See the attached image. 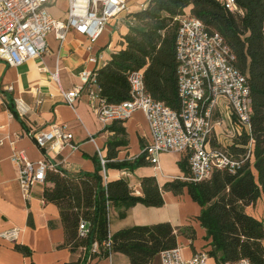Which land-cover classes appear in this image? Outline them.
I'll use <instances>...</instances> for the list:
<instances>
[{"label":"trees","instance_id":"trees-1","mask_svg":"<svg viewBox=\"0 0 264 264\" xmlns=\"http://www.w3.org/2000/svg\"><path fill=\"white\" fill-rule=\"evenodd\" d=\"M235 1L237 9L229 11L219 0H147L139 9L126 14L129 22L117 40V48L94 71L100 96L107 103L129 98L128 75L141 69L145 91L154 100L177 109V16L188 12L197 17L208 32L222 37L234 56L232 63L247 78L252 106V161H246L234 172L213 168L207 178L199 181L173 177L161 186L155 176L145 175L140 177L141 194H136L125 178H104L103 168L133 169L150 163L141 153L130 161L116 159L118 147L126 144V132L122 121H112L114 125L105 127L112 133L106 139L103 165L95 153L92 171L73 174L57 167L45 173L43 197L58 206L64 229L61 245L77 252L74 259L60 264H89L92 258H103L114 251L125 254L130 264H150L156 253L177 245L178 234L193 239L195 229L191 225L174 227L169 221L109 230L111 207L117 208L119 217H124L128 207L136 203L160 206L163 190L179 194L184 187L200 205L195 219L205 229V239H209L207 252L216 264L240 258L264 264V220L245 211L264 192V0ZM246 141L243 135L229 145L230 151L236 155L243 153ZM178 165L186 175L185 156L178 160ZM81 220L88 226L85 235L78 230ZM94 242L97 246L93 249ZM14 247L23 254L30 253L21 244Z\"/></svg>","mask_w":264,"mask_h":264},{"label":"built area","instance_id":"built-area-1","mask_svg":"<svg viewBox=\"0 0 264 264\" xmlns=\"http://www.w3.org/2000/svg\"><path fill=\"white\" fill-rule=\"evenodd\" d=\"M50 1L0 0V59L9 65H17L40 56L46 49L45 37L49 31L61 40L68 30L73 29L93 43L109 19L128 9L130 0H67L63 19L50 13ZM219 1L229 11L237 9L235 0ZM177 19V109L154 100L145 91L141 69L129 73L130 97L120 102L104 101L95 71L87 68L78 73L80 84L63 91L62 96L70 103L74 97L84 95L103 124L124 121L133 111L141 110L148 125L149 138L140 153L156 166L163 152L184 154L188 172L182 178L199 181L207 178L213 168L234 172L246 161H252L250 87L245 74L232 63L234 56L218 33L208 32L202 21L188 12L180 14ZM90 59L97 61L96 55ZM5 88L10 90L12 87L8 85ZM220 134L226 135L229 142L221 143ZM242 135L247 141L243 153L236 155L230 151L229 145ZM33 138L45 153L49 148L64 144L76 148L65 123H52L47 130L35 131ZM99 157L103 165V156ZM10 159L16 166L17 181L24 197L33 185L43 183L48 169H57L45 158L32 161L16 149H13ZM78 230L80 235L88 232L86 221L79 222ZM18 232L17 226H11L0 231V237L14 242ZM96 246L94 242L92 248ZM159 253L161 264H210L206 249L185 257L177 244ZM222 264L257 263L240 258Z\"/></svg>","mask_w":264,"mask_h":264},{"label":"crops","instance_id":"crops-1","mask_svg":"<svg viewBox=\"0 0 264 264\" xmlns=\"http://www.w3.org/2000/svg\"><path fill=\"white\" fill-rule=\"evenodd\" d=\"M146 1L129 3L126 13L139 9ZM51 6L59 7L61 11L52 13ZM66 8L67 0L49 2V11L56 18L63 19ZM126 13L109 19L93 43L73 29L68 30L61 40L53 31H49L45 37L46 49L40 56L17 65H9L0 59V231L11 226L19 228L14 242L0 237V264H60L77 256V252H71L61 245L64 229L59 209L55 203L44 199L43 183L33 185L24 197L10 155L16 149L29 160L45 158L73 174L94 169L92 155L106 154V139L112 132L105 127L114 124L112 121L106 124L100 122L84 95L74 97L68 103L62 92L80 84L78 73L81 69L95 70L110 58L111 52L117 48L119 36L126 31ZM92 55H96L97 61L90 59ZM8 85L12 87L10 90L5 88ZM52 123L66 124L76 148L64 144L49 148L45 153L36 145L33 133L49 129ZM121 123L126 132V144L118 147L116 159L130 161L140 154L142 145L148 141V125L141 110L133 111ZM219 138L223 144L229 142L224 134H220ZM182 156L185 155L180 154L178 159H172L163 152L159 155L157 166L148 163L133 169L104 168V178H125L134 193L141 194L139 183L142 176H155L159 186L170 178L183 177L185 173L178 165ZM162 198L163 204L156 208L136 203L127 208L124 217H119L117 208L111 207L109 224L112 217L120 218L114 222L115 230L118 226L123 227L127 217L133 219L135 224L169 221L174 227L190 220L195 229V238L178 234L177 244L185 248L188 256L201 249L207 250L209 239H205V229L195 219L199 207L189 199L185 189L180 194L163 190ZM15 244L27 247L30 253L23 254L14 247ZM89 264H130V260L125 254L114 251L103 258H92ZM150 264H161L160 253L153 256ZM210 264H216L213 257H210Z\"/></svg>","mask_w":264,"mask_h":264},{"label":"rangeland","instance_id":"rangeland-1","mask_svg":"<svg viewBox=\"0 0 264 264\" xmlns=\"http://www.w3.org/2000/svg\"><path fill=\"white\" fill-rule=\"evenodd\" d=\"M134 1H136V0H130L129 2H128V5H129V3H132V2H134ZM51 12L52 13H55V14H58L61 10H59V7H55V6H51ZM123 12H127V10H124V11H122V12H120L118 15H122L123 14ZM127 14V13H126ZM125 17V16H124ZM123 18V17H122ZM124 21H126L125 23L127 24L128 22H129V18H124ZM217 129H219V128H217ZM243 136V135H242ZM242 136H239L238 138H237V140H239ZM166 155H168L170 158H172L173 159V157H175L176 159H178V155H180V153H169V152H166ZM252 170H253V173H254V175H255V179H257V173H256V169L254 168V166H252ZM184 189H185V192H186V195L189 197V199L192 201V202H194L198 207H199V211H200V205H199V203L197 202V201H195V200H193L192 198H191V196H190V194L188 193V191H187V188L186 187H184ZM173 193V192H172ZM180 194V193H179ZM151 207H153V208H156L157 206H151ZM245 209H246V211L248 212V213H250V214H254V215H256V216H258V217H260L262 220H264V192H261V194L258 196V198H257V200L255 201V203H252V204H249V205H247L246 207H245ZM118 219H120V218H114V217H112L111 218V220H110V224H109V229H110V231H114L115 229V221L116 220H118ZM123 219V218H122ZM189 220V219H188ZM135 223H134V221H133V219L131 220V218L130 217H127V218H125V220H124V223H123V227H128V226H132V225H134ZM198 224H199V226L201 227V225H200V223L198 222ZM183 225H191L192 226V223L190 222V220L189 221H186V223H184V224H179V226H183ZM193 227V226H192ZM117 228H119V226L117 227ZM181 235H183V234H181ZM184 236V235H183ZM186 237V236H185ZM195 238V237H194ZM198 241H199V239H197L196 240V242L198 243ZM199 244V243H198ZM181 254H182V256H187L188 257V255H187V253H186V250H185V248L184 247H182L181 248ZM190 256V255H189ZM209 262H210V260H209Z\"/></svg>","mask_w":264,"mask_h":264}]
</instances>
